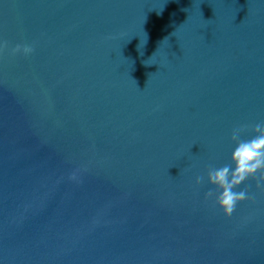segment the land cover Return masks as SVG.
<instances>
[{"label": "water", "instance_id": "1", "mask_svg": "<svg viewBox=\"0 0 264 264\" xmlns=\"http://www.w3.org/2000/svg\"><path fill=\"white\" fill-rule=\"evenodd\" d=\"M2 41L0 264H264V189L206 199L264 121V0H0Z\"/></svg>", "mask_w": 264, "mask_h": 264}, {"label": "clouds", "instance_id": "2", "mask_svg": "<svg viewBox=\"0 0 264 264\" xmlns=\"http://www.w3.org/2000/svg\"><path fill=\"white\" fill-rule=\"evenodd\" d=\"M9 49L7 41L0 42V54ZM32 45H16L11 49V54L23 53L25 56L34 53ZM253 131L255 135L243 138L247 131ZM231 139L235 148L231 155V163L222 167H209L207 171V183L214 186L206 193V199H214L215 205L222 209L227 218H231L240 203L254 199L249 196L248 189L237 191L249 179L256 181L258 189H264V121L255 125H239L233 128ZM79 170H77L78 172ZM77 172H73L71 179L78 180ZM205 177L197 176L196 184L203 185Z\"/></svg>", "mask_w": 264, "mask_h": 264}]
</instances>
